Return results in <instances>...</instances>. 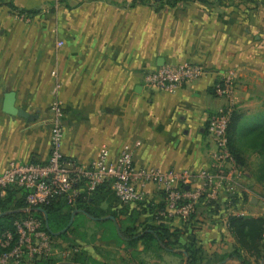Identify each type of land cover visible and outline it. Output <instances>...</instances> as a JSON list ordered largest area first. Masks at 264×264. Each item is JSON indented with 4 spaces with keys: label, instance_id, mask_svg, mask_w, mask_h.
<instances>
[{
    "label": "crops",
    "instance_id": "1",
    "mask_svg": "<svg viewBox=\"0 0 264 264\" xmlns=\"http://www.w3.org/2000/svg\"><path fill=\"white\" fill-rule=\"evenodd\" d=\"M20 11L38 13L26 22L17 18ZM181 63L202 65L208 74L175 93L145 86L148 72ZM231 70L236 72L238 136H244L264 120V0H0L3 102L7 93L16 91L10 87L18 85L20 77L30 81L47 77L63 99V153L82 164H89L104 149L116 157L129 148L137 166L163 171L211 169L216 147L209 119L227 104L216 94L215 85ZM39 84L37 90H45L44 82ZM17 100L16 93V107L23 109ZM3 102L0 172L11 161L32 162L33 153L35 162H48L49 158L41 162L35 155L40 154L35 151L39 136L33 130L40 127L23 126V121L46 122L40 121V111L23 109L35 117L27 121L4 113ZM243 121L249 122L245 132L240 129ZM242 140L236 142L241 157L237 163L259 186V157ZM248 189L238 195L239 203L254 204ZM147 191L148 196L156 192L153 186ZM231 215L264 217L229 213L223 225L217 219L218 224L206 230L202 218L194 227L177 219L169 226L181 231L180 242L184 234L189 244L200 240L213 262L220 264L222 255L214 250L219 235L230 238L233 249L236 246L228 228ZM196 227L200 229L191 230ZM209 238L210 247L205 245ZM251 262L256 264L254 258Z\"/></svg>",
    "mask_w": 264,
    "mask_h": 264
},
{
    "label": "built area",
    "instance_id": "2",
    "mask_svg": "<svg viewBox=\"0 0 264 264\" xmlns=\"http://www.w3.org/2000/svg\"><path fill=\"white\" fill-rule=\"evenodd\" d=\"M21 21H30L27 14L17 13ZM208 74L202 65L181 63L164 65L145 75V86L149 90L175 93ZM236 72L225 73L215 85L216 94L226 100L218 113L209 119L208 131L216 147L214 165L211 169L192 172L188 170L163 171L156 167L137 166L132 149L122 150L112 157L104 149L89 164H82L63 153L64 127L61 103L53 105L54 119L51 136V153L45 164L11 161L0 172V194L10 187L25 189L28 194V210L41 208L51 202L65 199L75 207L78 199L94 194L107 184L124 206L144 203L148 198V187L165 195L166 209L162 216L170 220L190 222L197 206L204 203H229L236 194V186L244 175L229 145L228 129L236 109ZM138 146V145H137ZM224 195V199L222 198ZM27 213H30L28 212ZM18 238L6 232L0 238V264H31L34 258L59 257L69 260L71 251H60V241L43 230V220L28 214L14 222ZM65 247V246H63Z\"/></svg>",
    "mask_w": 264,
    "mask_h": 264
},
{
    "label": "trees",
    "instance_id": "3",
    "mask_svg": "<svg viewBox=\"0 0 264 264\" xmlns=\"http://www.w3.org/2000/svg\"><path fill=\"white\" fill-rule=\"evenodd\" d=\"M24 12L27 11H20L19 13L24 14ZM27 13L29 17H32L38 12L29 11ZM238 122L239 114L237 111H235L228 129L231 152L236 158V161L241 163V157L238 153L236 142L244 139L242 140L244 141V147L250 149L253 154L258 155L259 164L257 181L264 190V120L259 124V126L247 130L244 136H238ZM236 136L237 139L235 138ZM238 137L240 138L238 139ZM32 163L37 162L32 161ZM110 193H112L115 199L118 201L111 187L105 184L101 186L94 194L90 196L86 195V198L81 197L78 199L75 207L68 205L67 201L63 198L53 201L49 205L42 206L41 208L45 210L49 219L50 231H48L45 225L43 213L26 212L28 210V204L26 202V196L28 192L25 189L10 187L6 190L4 195L0 194V215H2L0 216V238L6 232H10L15 238H18L14 222L17 219L31 214L32 216L43 220V230H45L53 239L56 241L61 240L64 243L63 240H66V237H69L73 232H75L76 220L78 217L84 216L88 219H97L96 223L99 226L112 223L119 240L127 241L130 246L135 247L141 244L144 246V250L146 251L155 250L181 255L186 258L187 264L202 263V253L204 251L201 247L197 248L195 243L187 245L185 250L175 249V246L180 244L176 238L182 233L180 230L172 231L171 227L169 226L170 219L161 215L166 209L164 194L160 193V195L163 197V201L160 203V205L156 206L149 204L147 206V211L151 210V212L154 214L153 219L155 220V223L146 225L145 228L139 232L138 228L134 225L125 228L123 225H121L122 222L117 213L109 215L103 209L102 205L105 202L110 201L108 198ZM211 203L220 204L219 202L204 203V200H202L200 203L201 205L199 204L198 206L202 207L204 204L206 207H203V209L206 210L209 208ZM142 204L143 203H140L138 205ZM78 211H81L82 213H79L75 216L72 226L68 228L73 215ZM199 214L201 213L198 209L196 210L193 217L198 216ZM200 219L201 218L198 217V220ZM228 228L236 241V246L232 252L224 254L220 257V264H232L230 261L237 262L238 264H253L251 262V258H254L256 264H264V217L231 215L228 219ZM61 232L62 234H59ZM58 248L62 252H72L71 258L66 260V262L70 261L72 264H79L77 261H73V259L81 255V247L77 245H68L63 247V245L60 244ZM30 262L31 264L66 263L65 260L56 256L52 258H34Z\"/></svg>",
    "mask_w": 264,
    "mask_h": 264
},
{
    "label": "rangeland",
    "instance_id": "4",
    "mask_svg": "<svg viewBox=\"0 0 264 264\" xmlns=\"http://www.w3.org/2000/svg\"><path fill=\"white\" fill-rule=\"evenodd\" d=\"M20 78L21 82L18 85L12 84L10 88L11 90H16L15 92L18 96V107L23 108L32 114H36L38 111H40V121H46L43 122V124H40L38 121H35L31 124L23 121L24 127H40L35 131L33 130V135L39 136L38 148H36L35 151L37 150V152H39L40 154L35 153V155H38V157H40L39 161L46 162L51 151V136L53 132L52 124L54 119L53 105L56 101L61 103L60 110L63 114V125H65L62 95L61 93L55 92V85H53V88V86L48 84L47 77H40L38 80L37 78H35V80H32L31 78V81L28 76ZM37 82H40V84ZM43 82L45 84V90L38 91L37 84H39V86H42ZM56 87L58 89V84L56 85ZM5 93L6 92L0 91V116H2V102ZM261 120L263 121V119ZM248 123V121H243V123L240 124V129L242 130L245 126L249 125ZM7 129H9V126H7L6 130ZM32 160L34 161V153L31 155L29 161ZM246 169L245 172L248 171V174L250 175L251 169L248 167ZM246 175L240 178V186H236V194L232 197L229 203H226L227 199H224V195H221L223 196L222 198L224 200L223 202H220V204L211 203V205H209V208L206 210L203 209V207H206L204 206V204L202 207L197 206V210L199 209L201 214L195 216L196 218L193 217V215L189 219L190 222H187L185 224L192 223V227L199 223L201 224L202 221L199 220L200 222H197L198 217H200L207 221V225L204 227V229L206 230V228L208 229L214 225H217L218 223L216 224V222L219 220L223 225L224 219L229 213L264 216V190L260 183L258 186L251 181L252 175L250 177L248 176V178L246 177ZM241 186H243V188L246 187L250 189L251 192L249 191V189L248 191L250 192V196L252 197V199H254L255 201L254 204H250L249 201H247L246 204L238 202V195L240 196L241 193H243V188ZM108 198L110 201L108 200ZM108 198L107 200L109 202H105L102 205L106 213H108L109 215L117 213L122 222L121 225H123L125 228L134 225L138 228L139 232L142 231L146 225L155 223V220L153 219L154 214L151 212V210L147 211V206L149 204L158 206L163 201V197L158 191L153 193V196H148L147 201L142 205H121L115 199L112 193H110ZM171 221L172 220H170V222ZM179 221L181 225H183V219ZM199 227H196L195 229L191 228V230L197 231L200 229ZM75 229V232H73L69 237H66V240H63L64 243L61 240L60 242L62 243L61 245H65V247L68 245H77L82 248L81 255L73 259V261H77L79 264H187L186 258L181 255H175L155 250L146 251L144 250V246L141 244L133 247L130 246L127 241H120L117 237L115 228L112 223L99 226L95 220L80 216L76 220ZM183 236L184 241L180 242L178 240L180 244L175 246V249L185 250L186 246L189 245L187 236L185 234ZM219 237L220 243L216 245L215 243H213V246H217L216 248H214V250H217L218 257H220V255H224L225 253H229L233 249L230 243V238H225L224 235H219ZM210 239L212 238H209L207 244H205L206 246L209 245L208 247H210ZM194 243L197 248H205L200 240H197V242ZM202 254L203 260L201 264H215V261L213 262L210 257L211 252L206 250ZM234 264L238 263L235 262Z\"/></svg>",
    "mask_w": 264,
    "mask_h": 264
},
{
    "label": "water",
    "instance_id": "5",
    "mask_svg": "<svg viewBox=\"0 0 264 264\" xmlns=\"http://www.w3.org/2000/svg\"><path fill=\"white\" fill-rule=\"evenodd\" d=\"M3 112L8 114V115H11V116H18V117L25 118V119H27V121L35 120V117L33 115H30L29 113H27L23 109H19L16 107V93L15 92H10V93H7L5 95V99L3 102ZM28 212H30V213H35V212L43 213L46 228L48 231H50L48 215L44 209L33 208V209L28 210ZM79 213H82V212L78 211L73 215V218H72L71 223H70L68 228H70L72 226L75 216ZM0 216H2V215H0ZM65 231H63V232H65ZM59 234H62V232ZM63 264H72V263H63Z\"/></svg>",
    "mask_w": 264,
    "mask_h": 264
}]
</instances>
